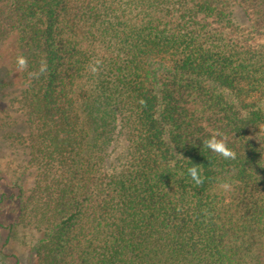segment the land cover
<instances>
[{
	"label": "trees",
	"instance_id": "16d2710c",
	"mask_svg": "<svg viewBox=\"0 0 264 264\" xmlns=\"http://www.w3.org/2000/svg\"><path fill=\"white\" fill-rule=\"evenodd\" d=\"M1 58L0 264H264V0H0Z\"/></svg>",
	"mask_w": 264,
	"mask_h": 264
},
{
	"label": "rangeland",
	"instance_id": "374dc122",
	"mask_svg": "<svg viewBox=\"0 0 264 264\" xmlns=\"http://www.w3.org/2000/svg\"><path fill=\"white\" fill-rule=\"evenodd\" d=\"M234 11L235 14L238 18V22L241 25H246L248 23V21L246 20L245 17H243V12L242 10L235 5L234 6ZM3 50H1L2 52ZM0 62H5V60L3 58L0 59ZM6 97H2L0 95V109H3L4 106L2 105L1 102L6 101L5 99ZM5 103V102H4ZM22 151H12L10 147L6 148L5 143L1 140V134H0V171L4 173H13L14 171L17 172L18 176H22L23 175V186L25 188V190L28 192L32 180H33V175L30 171L29 168H27L26 170L23 169V164H25L27 156L25 155V153H21ZM3 190V187L0 185V194ZM1 236H0V241H1ZM21 238L20 236L17 235H13L11 242L9 243V250L15 252L18 256H20L21 258L24 255V251L23 248L21 246Z\"/></svg>",
	"mask_w": 264,
	"mask_h": 264
},
{
	"label": "clouds",
	"instance_id": "9594fccd",
	"mask_svg": "<svg viewBox=\"0 0 264 264\" xmlns=\"http://www.w3.org/2000/svg\"><path fill=\"white\" fill-rule=\"evenodd\" d=\"M17 66L20 69L25 68L26 59L23 56L18 57ZM46 67V64L42 63L39 68V72L43 73L46 70ZM92 70L95 71V68H93ZM33 75H36V73H33ZM203 146L209 151L218 153L225 159L235 158L234 151L227 145L224 138L217 139L216 134L210 135L207 139H205L203 141ZM188 174L195 184L199 185L200 183H202V177L197 167H190L188 169Z\"/></svg>",
	"mask_w": 264,
	"mask_h": 264
}]
</instances>
